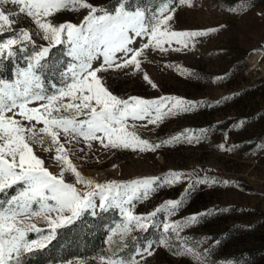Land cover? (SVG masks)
Masks as SVG:
<instances>
[{
	"label": "rangeland",
	"instance_id": "374dc122",
	"mask_svg": "<svg viewBox=\"0 0 264 264\" xmlns=\"http://www.w3.org/2000/svg\"><path fill=\"white\" fill-rule=\"evenodd\" d=\"M90 2L110 11L119 6V0ZM160 3L130 0L129 8L151 14ZM84 15V11L61 10L50 19L57 25L79 24ZM170 26L177 32L205 31L208 35L195 38L187 48L174 42L171 47L181 49L178 51L146 50L141 72L131 68L109 71L104 74V82L119 98L170 97L198 105L166 116L157 125L144 126L146 122L137 121L136 127L129 129L154 144L182 133L190 135L191 141L181 140L155 151L104 149L96 142L89 149L82 140L66 145L69 158L81 174L100 184L155 179L148 197L134 199L130 206L134 215L155 212L151 220L143 221L149 227L141 230L133 226L127 236L117 233L110 245V229L122 225L124 218L118 208L102 211L97 207L95 214L92 210L81 214L86 215L85 223L79 219L78 227L64 224L44 246L22 253L20 264H101V257L115 258L114 253L126 261L135 258L139 264H264V0H192V6L176 7ZM11 27L13 31H4L0 41L12 38L21 28L37 31L23 16ZM33 40L34 44L25 42L26 48L13 46L12 62L6 53L0 58V80L13 83L18 69L27 66L28 57L47 46L39 35H33ZM42 63L38 75L45 89L51 92L55 91L53 85L62 87L61 73L71 63L67 46L52 48L50 59ZM143 73L156 87L143 79ZM34 150L50 171L60 172L51 159L53 153L39 146ZM170 173L181 174L180 180L165 183ZM64 177L74 183L69 173ZM202 180L208 182H198ZM14 192L10 189L7 195ZM96 201L100 203L99 197ZM169 201L183 203L169 214L166 209L160 210ZM88 215L99 216L100 235ZM193 215L198 216L197 223L163 231L165 223H181ZM30 222L41 232H29V241L49 233L44 221L32 218ZM98 236L100 246L96 249L92 243ZM161 239L167 246L159 243ZM149 242L153 254L138 255ZM186 248L199 258L176 254ZM40 254L43 259L38 263Z\"/></svg>",
	"mask_w": 264,
	"mask_h": 264
},
{
	"label": "snow or ice",
	"instance_id": "6c2138e0",
	"mask_svg": "<svg viewBox=\"0 0 264 264\" xmlns=\"http://www.w3.org/2000/svg\"><path fill=\"white\" fill-rule=\"evenodd\" d=\"M129 3L130 0H119V6L110 11L90 0H0V35L4 31L12 32L11 25L21 16L29 18L37 28L35 33L18 29L12 38L0 41V58L5 53L9 57L15 55V45L26 48L25 42L34 44L33 35L47 42V46H41L28 57L25 68L18 69L13 83L0 80V196H6L0 198V264H20L22 253L44 246L54 238L57 228L72 223L87 210H92L93 214L97 207L102 211L113 207L120 210L124 223L110 229V245L113 236L117 233L127 236L133 226L147 230L149 225L143 221L155 215V212L147 216L134 215L130 207L134 199L148 197L155 179L100 184L81 174L66 147L82 140L89 149L96 142L104 149L155 151L163 145L192 139L182 133L154 144L129 129L135 128L137 121L146 122L144 126L157 125L166 116L192 110L198 105L170 97L119 98L107 87L104 74L128 68L141 72L146 50L178 51L181 49L171 47L174 42L187 48L195 38L208 32L171 29L176 7L192 6V0H161L151 14L140 8L130 10ZM61 10L84 11L86 15L79 24H54L50 18ZM57 45L67 46L71 63L67 71L61 73L63 86L53 85L55 91L49 92L38 71ZM143 79L156 87L147 73H143ZM36 146L53 153L51 159L60 168L58 174L45 166V160L34 150ZM65 173L73 177L74 183L66 182ZM180 178L181 174L170 173L164 182L171 184ZM10 189L15 192L7 195ZM182 203L169 201L160 210L166 209L171 214ZM32 218L49 226V233L40 240L27 239L29 232H41L30 222ZM198 219L193 215L181 223H165L163 231L168 232L170 228L176 231L197 223ZM159 243L167 246L165 239ZM137 254L151 256L152 243ZM176 254L199 258V254L187 248ZM114 257H101V264H139L135 258L126 261L115 253Z\"/></svg>",
	"mask_w": 264,
	"mask_h": 264
},
{
	"label": "trees",
	"instance_id": "16d2710c",
	"mask_svg": "<svg viewBox=\"0 0 264 264\" xmlns=\"http://www.w3.org/2000/svg\"><path fill=\"white\" fill-rule=\"evenodd\" d=\"M9 60H10V62H12V58L11 57H9ZM83 216L85 217L86 215H83ZM84 217H82V215L79 216V218L75 219L72 222V224H74V226L78 227V225H79V219L82 220L83 223H85L88 220H86ZM87 218L89 220L93 221V222H96L95 227H97V228H95V230H97V232H99V235H100L102 233V230H101V227H100L99 223H97V222H100V221H98L99 220V216L98 215H96V216H90V215H88ZM76 224H78V225H76ZM92 245H93V247L96 246V249L99 248V246H100V238H99V236L96 237V239H94ZM69 256H73V254L70 253ZM42 259H43V255L40 254L36 260H37L38 263H41L42 262Z\"/></svg>",
	"mask_w": 264,
	"mask_h": 264
}]
</instances>
